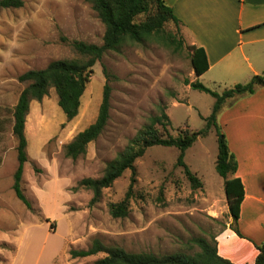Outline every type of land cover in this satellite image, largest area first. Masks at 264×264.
<instances>
[{"label": "rangeland", "instance_id": "1", "mask_svg": "<svg viewBox=\"0 0 264 264\" xmlns=\"http://www.w3.org/2000/svg\"><path fill=\"white\" fill-rule=\"evenodd\" d=\"M22 1L20 8L0 10V264H95L106 254L76 259L70 255L71 250L90 248L95 239L131 253L199 252V247L190 245L193 238L218 236L233 220L225 180L216 171L215 128L186 153L185 161L201 187H195L177 165L176 148L154 146L135 163L136 183L126 217H113L110 205L125 199L130 170L103 190L98 203L92 204L93 191L78 188L83 179L101 178L108 163L162 109L171 120L166 131L160 127L164 136L205 128L215 99L186 82L196 79L188 42L179 51L147 42L128 43L105 54L94 66L79 115L71 121L60 109L54 88L41 102H33L26 123L29 161L22 180L32 209L16 197L13 110L28 85L19 77L53 61L82 59L73 42L102 45L106 31L85 0ZM167 29L177 32L174 23ZM104 68L112 86L108 125L87 153L73 160L66 156L65 146L96 121L107 82ZM199 81L218 93L235 86L214 83L210 76ZM236 239L222 237V253L232 249L240 264H255L258 253L234 245Z\"/></svg>", "mask_w": 264, "mask_h": 264}, {"label": "trees", "instance_id": "2", "mask_svg": "<svg viewBox=\"0 0 264 264\" xmlns=\"http://www.w3.org/2000/svg\"><path fill=\"white\" fill-rule=\"evenodd\" d=\"M92 5L106 31L102 45L89 44L83 41H74L73 48L82 59L57 60L46 68L31 70L19 77L21 83H28L22 91L13 110V133L17 139L18 168L14 175L13 191L16 197L32 209L31 202L24 194L22 180L25 164L29 161L28 138L26 123L33 102H41L54 88L58 96V105L69 121L75 119L82 106L88 84L94 73V66L110 51H117L126 44L144 45L147 42L161 43L165 47H172L175 51L183 48L186 39L180 33L182 23L176 16L174 9L165 0H85ZM22 0H0V10L20 8ZM174 23L177 32L167 29L168 24ZM191 64L196 77L203 76L210 68L207 53L204 48L189 45ZM107 82L104 86L103 99L96 121L88 128L78 133L65 146L68 158L77 160L87 153L88 146L96 141L104 132L110 119L112 86L110 74L104 68ZM192 89L208 93L215 99L212 114L205 118L206 126L198 132L183 131L177 137L161 134L160 127L167 130L171 126L170 117L164 109L162 114L153 116L133 138L126 149L108 163L104 175L99 179L86 178L80 181L78 188H85L94 193L92 204L98 203L104 189L113 186L126 171L132 172L130 190L125 199L117 204L110 205V212L115 218L126 217L129 213V202L132 189L136 183V161L143 157L146 151L154 146L176 148L179 151L177 165L184 169L186 176L195 187H201L202 182L190 170L185 158L187 150L192 147L200 136H206L211 128H215L218 135V156L216 171L225 180V193L228 200L230 215L234 224L231 229L244 238L237 224L241 206L245 198V187L242 180L234 177L238 171V161L231 152L230 146L218 116L225 103L231 104L241 96L253 95L258 88L264 87V73L255 75L249 82L236 84L222 93L212 91L196 80L186 81ZM1 163V162H0ZM55 224L51 227L54 229ZM192 246L199 247L200 251L194 255L186 252L156 255L153 253H131L122 247L105 245L95 239L88 249L71 250L73 259L87 258L106 254L95 264H235L219 254L217 236L211 238L195 237L191 240ZM259 255L255 264H264V243L257 246Z\"/></svg>", "mask_w": 264, "mask_h": 264}, {"label": "crops", "instance_id": "3", "mask_svg": "<svg viewBox=\"0 0 264 264\" xmlns=\"http://www.w3.org/2000/svg\"><path fill=\"white\" fill-rule=\"evenodd\" d=\"M165 1L180 19L186 42L207 53L210 68L195 81L210 76L214 83L236 85L264 73V0ZM218 118L239 164L234 177L245 187L237 224L244 238L231 229L232 220L217 236L218 249L240 264L234 250L222 253L221 239L238 238L234 245L252 255H259L257 246L264 243V87L225 103Z\"/></svg>", "mask_w": 264, "mask_h": 264}]
</instances>
